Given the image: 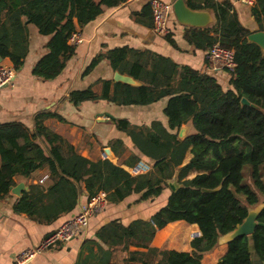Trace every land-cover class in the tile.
Here are the masks:
<instances>
[{"label":"trees","instance_id":"1","mask_svg":"<svg viewBox=\"0 0 264 264\" xmlns=\"http://www.w3.org/2000/svg\"><path fill=\"white\" fill-rule=\"evenodd\" d=\"M122 0H0V58H8L17 70L27 52L26 25L33 24L47 36L45 53L31 72L43 80L55 78L74 55L70 41L78 28L93 20L102 6H115ZM188 7L208 9L213 22L203 28L184 30L186 42L207 50L218 43L233 51L235 66L229 72L230 88L224 90L216 79L187 65H178L150 50L127 46L96 54L84 71L105 59L114 71L138 80L131 85L100 80L99 94L90 87L75 89L67 100L78 105L86 100L105 99L115 104H148L167 97L163 109L167 127L159 121L132 125L124 118H112L142 155L150 169L132 175L108 158L91 160L79 154L63 136L44 124L56 112L40 111L33 129L17 121L0 123V198L9 193L14 177H29L47 168L46 185L30 184L13 203L39 221H51L71 211L82 190L89 199L99 191L107 203H117L131 194L137 201L153 199L167 187L175 173L179 186L170 190L165 203L148 219L123 224L113 219L99 227L96 237L110 250L120 247L122 264H201L204 254L218 247V237L232 230L247 214L248 207L264 200V53L247 40L248 30L239 21L229 0H185ZM250 13L264 31V0H253ZM142 11L139 15H143ZM175 46L170 35L165 36ZM244 97L256 108L242 105ZM190 121L193 133L180 139L177 131ZM113 143L121 145V141ZM115 150V147H114ZM189 160L182 164L186 152ZM139 157L130 155L133 166ZM194 171L191 177L188 175ZM204 192L202 188H216ZM182 220L196 225L200 236L191 239L190 252L151 245L158 228ZM250 235L237 236L226 244L217 264H252L251 250L264 264V207L256 217ZM133 246L136 249L129 250Z\"/></svg>","mask_w":264,"mask_h":264},{"label":"crops","instance_id":"2","mask_svg":"<svg viewBox=\"0 0 264 264\" xmlns=\"http://www.w3.org/2000/svg\"><path fill=\"white\" fill-rule=\"evenodd\" d=\"M149 1L134 0L110 7L102 6L101 12L93 20L78 28L80 40L76 43L74 55L66 62L62 71L50 80H43L31 72L35 62L46 51L44 46L48 37L40 35L33 24H27L28 45L23 63L16 70L12 84L0 88V123L17 121L33 129L34 116L37 112H56L65 122L50 117L44 120V124L68 140L80 155L91 160L108 158L126 171L131 167L126 164L130 155L139 157V161L150 165V160L141 154L125 132L115 127L111 119L124 118L132 125H148L151 121H159L167 127V117L163 112L167 97L148 104H115L105 99H98L73 105L67 100L71 90L90 87L99 94L102 89L100 80L114 81V70L105 59L99 61L91 70H84L99 52L122 46L153 51L178 65H187L209 74L224 90L230 88L229 73L210 68L205 59L206 50L196 49L186 42L184 30L189 26L179 24L172 12L167 22L169 28L167 35L174 40L175 46L170 44L166 35L161 36L153 31ZM161 1L172 4L174 0ZM229 1L240 23L248 30H257V24L250 13L251 5L241 0ZM142 11L144 14L139 15ZM208 11L212 14L210 10ZM1 62L11 65L7 57ZM181 128L182 135L179 136ZM191 133L193 127L191 122L187 121L180 126L177 136L182 139ZM114 141H121V145L113 143ZM105 148L111 151L112 158ZM102 152H105L107 157H103ZM189 158L190 152L187 151L182 164ZM176 171L177 168L175 173ZM175 173L167 180H174ZM194 174L195 172L192 171L188 177ZM14 181L13 186L18 183L23 184L21 192L27 190L30 184L44 186L48 182V170L43 167L27 178L16 176ZM170 190L167 184L160 195L153 199L137 201L139 194H131L117 203H107L103 211L90 216L80 236L52 245L26 264H122L125 253L120 247L109 250L96 237V231L113 219H118L123 224L137 218L148 219L165 203ZM19 195L9 190L5 197L0 198V264H16L17 254L37 245L44 236L79 212L81 206L88 200L82 190L71 211L51 221H39L23 212L13 210V203ZM195 229H198L196 225L182 220L169 222L155 230L151 245L190 252L192 247L189 232ZM226 248V244H218V247L203 255L201 264H217ZM134 249L136 248L133 246L129 247V250ZM251 260L253 264H259L253 250H251ZM136 263L140 264V261Z\"/></svg>","mask_w":264,"mask_h":264},{"label":"built area","instance_id":"3","mask_svg":"<svg viewBox=\"0 0 264 264\" xmlns=\"http://www.w3.org/2000/svg\"><path fill=\"white\" fill-rule=\"evenodd\" d=\"M134 0H122L123 3L132 2ZM242 2L252 5L253 0H241ZM149 10L152 17V29L161 36L169 33L167 26L168 18L172 12V4L163 2L161 0H150ZM80 36L74 33L70 41L74 44L78 43ZM205 59L207 60L211 69L223 70L231 72L235 66L233 60V51L228 48L220 46L218 43L212 44L205 51ZM16 70L12 65L4 64L0 61V88L12 84ZM103 157H107L105 152H102ZM150 169V165L144 161H138L129 168V173L132 175L146 172ZM107 205L106 194L103 191L97 192L91 196L85 204H83L75 215L62 222L57 228L44 236L40 242L30 248L21 251L15 257L16 264H26L34 256L40 252L48 249L52 245L59 242H66L72 238L78 237L82 234L88 224L90 216L104 210ZM200 236L199 229L191 230L189 238L193 239Z\"/></svg>","mask_w":264,"mask_h":264},{"label":"water","instance_id":"4","mask_svg":"<svg viewBox=\"0 0 264 264\" xmlns=\"http://www.w3.org/2000/svg\"><path fill=\"white\" fill-rule=\"evenodd\" d=\"M172 13L176 19V21L183 25V26H189V27H197V28H203L208 26L211 22H213V16L212 14L206 10V9H192L188 7L185 0H174L172 3ZM247 40L249 42H253L257 44L261 51L264 53V31L263 30H254L251 31L247 35ZM1 61V58H0ZM113 80L114 81H121L124 83H128L131 85H138L140 82L138 80H135L129 75L121 74L118 71H114L113 73ZM240 103L242 105L250 106L252 108H256V105L249 102L246 98L242 97L240 99ZM182 128L180 129L179 136L182 135ZM106 152L108 153L109 157L112 158V153L108 148H105ZM167 184L169 185V188L174 191L179 184L176 182V176L174 180L168 181ZM220 187L217 186L216 188H202V191L204 192H210L218 189ZM23 188L22 183H18L15 186H10L9 190L15 194L19 195L21 190ZM264 207V200L258 202L256 205L248 207L246 216L242 219L240 223H238L232 230L220 235L218 237V244H227L229 241L234 239L237 236L241 235H250L254 227L256 226V217L259 214V212Z\"/></svg>","mask_w":264,"mask_h":264},{"label":"rangeland","instance_id":"5","mask_svg":"<svg viewBox=\"0 0 264 264\" xmlns=\"http://www.w3.org/2000/svg\"><path fill=\"white\" fill-rule=\"evenodd\" d=\"M262 199H264V197H262ZM263 201V200H262ZM253 264V263H252Z\"/></svg>","mask_w":264,"mask_h":264}]
</instances>
